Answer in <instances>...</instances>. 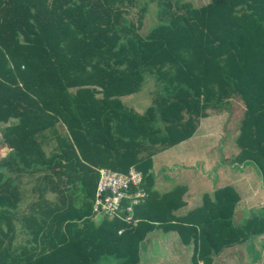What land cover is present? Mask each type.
<instances>
[{"label": "trees", "instance_id": "16d2710c", "mask_svg": "<svg viewBox=\"0 0 264 264\" xmlns=\"http://www.w3.org/2000/svg\"><path fill=\"white\" fill-rule=\"evenodd\" d=\"M158 2L142 33V20L125 15L133 0H0V264H140L157 227L194 243L192 264H211L264 231V217L234 224L240 194L230 185L174 215L185 187L158 192L153 171L154 157L192 138L204 118L228 109L231 120L239 98L234 162L264 180V0ZM148 81L151 104L127 107L123 97ZM132 168L142 179L125 190L144 192L140 202L129 211L124 197L113 219L95 211L101 169Z\"/></svg>", "mask_w": 264, "mask_h": 264}, {"label": "crops", "instance_id": "0c3cea01", "mask_svg": "<svg viewBox=\"0 0 264 264\" xmlns=\"http://www.w3.org/2000/svg\"><path fill=\"white\" fill-rule=\"evenodd\" d=\"M230 104L233 108L230 116L231 120L227 119L229 113L228 109H226L222 113L212 116V118H204L201 123L199 132L203 134H205L203 127L213 123H222V131L220 132L222 136L218 138L216 149H213L215 154L220 157V160L215 165L201 163L199 169L195 167L196 165L182 164V168L185 171L190 165V170L194 172V174L191 178L187 179L191 188H188V186L184 184L185 191L182 198L185 205L183 206L184 208L181 207V209H179L180 211L177 210L174 212L176 216L186 214L190 210L200 206L205 193L212 194L216 189L230 185L240 194V199L236 205L233 216L234 224H244L247 219L255 216L264 217V180L261 174L251 163L238 164L234 162L235 157L240 151L236 139L239 134L240 122L244 114L245 105L239 98H233ZM229 129L232 132H229ZM199 132L192 137L194 140L191 146L199 142ZM227 133L228 135H232V133H234V135L236 134V137L234 136L231 143L225 142ZM203 134H201V136ZM207 144L208 142L206 141L205 143L204 141L201 143V147L203 148ZM153 171H155V169ZM156 175L158 176V173L155 172V176ZM194 177L195 179H200V185L199 183L196 185ZM175 178L171 176L170 179L173 182L171 183L172 189L178 186L177 181L175 182L174 180ZM158 184L159 183L155 180L154 188L158 192H161V186ZM195 186L201 189L198 193L193 191V187ZM169 190H171L170 187ZM198 195H200V200L196 197ZM174 249L177 251L185 250V252L188 253L190 264H192L194 243L184 244L176 230L165 232L163 229L157 227L147 235L141 245L142 258L140 264H153L155 261H158L157 263L162 261L159 264H166L167 259L165 258L171 257V254L174 253ZM164 259L166 262H163ZM176 259L178 258L173 257L172 260L168 262L173 263ZM200 264L204 263L200 261ZM211 264H264V231L250 234L243 241L223 247L212 256Z\"/></svg>", "mask_w": 264, "mask_h": 264}, {"label": "rangeland", "instance_id": "374dc122", "mask_svg": "<svg viewBox=\"0 0 264 264\" xmlns=\"http://www.w3.org/2000/svg\"><path fill=\"white\" fill-rule=\"evenodd\" d=\"M192 1L195 4H205L208 0H192ZM133 3H134L133 5L129 4L127 6V13L125 15L129 17L138 26H139L140 21L142 20L143 23L139 27V30L142 33H145L148 31L150 23L157 20L155 10L159 2L158 0H150L148 2H143V5L148 7L147 12H144L143 9L141 8V6H143L142 1L140 4L138 0H133ZM154 88H155L154 82L148 81V83L144 84V86L139 92L132 94V95L124 96L123 97L124 104L127 107H131L135 109L138 112H143L151 104V100H152L151 92H153ZM57 128L59 132L63 133V135L66 133V130L63 124L59 123L57 125ZM203 128H204L205 134L198 131L199 132L198 137H200L199 139L200 143L197 142L195 143L194 146H191L194 140L192 138V139H189L187 141L180 143L179 145L166 149L154 157L153 169H155L154 172L158 173V176L157 175L155 176V180L159 183L158 185L161 186V190H160L161 192L165 193L169 191V187L172 189L171 183L173 182L170 180L171 176L173 178L176 177L174 180L175 182L177 181L178 186H184V184H186L188 188L189 187L191 188V185L188 184V181H187V179L191 178L192 175L194 174V172L190 170V165H196L195 167L199 169L201 167L200 166L201 163H209L210 165H215L220 160V157H218V155L215 154L213 149H216L218 138H221L222 136V134L220 133L222 131V123L221 124L213 123ZM201 134L203 135L201 136ZM232 135L231 134L228 135L227 133V137L225 141L226 143L227 142L231 143L234 136L236 137V134L234 135V133H232ZM1 137H2V130L0 128V156L4 155L7 152V148L3 146V144L1 143ZM204 141L205 143L207 141L208 144L202 148L201 143ZM48 146H49V149L50 147H56L57 146L56 139L52 138L50 145ZM182 164H190V165L185 171L182 168L183 167ZM194 181L196 185H198V183L200 185V179L198 178L195 179L194 177ZM200 190L201 189L198 186L193 187V191L197 193ZM199 196L200 195L196 197L199 199ZM28 204L29 203L21 204L19 210L21 212L28 211L29 209ZM19 215H21L20 212H19ZM22 239H23V235L17 234V238L15 242L20 243ZM6 243L8 245V240L5 241V244ZM173 257L178 258V259H176V261H173V263L172 262L169 263L168 261L169 260L171 261ZM165 259H167L166 264H190V261L188 259V253L185 252V250L177 251L176 249H174V253L171 254V257H168ZM165 259L163 262H166ZM157 262L158 261H155V263Z\"/></svg>", "mask_w": 264, "mask_h": 264}, {"label": "built area", "instance_id": "2783aa9c", "mask_svg": "<svg viewBox=\"0 0 264 264\" xmlns=\"http://www.w3.org/2000/svg\"><path fill=\"white\" fill-rule=\"evenodd\" d=\"M141 179V172L136 171L134 168L130 170L129 176L101 169L94 206L95 211L103 210V213L108 215L110 219L120 216L121 201L124 197L132 198L131 205L127 207L129 211H132V207L140 202V197L144 195V192L140 191L135 193V195H131L125 189H127L129 182L139 184ZM127 219L130 220V217L128 216Z\"/></svg>", "mask_w": 264, "mask_h": 264}]
</instances>
